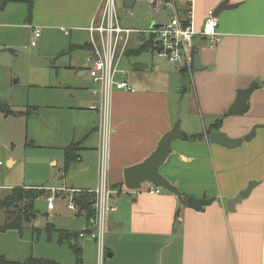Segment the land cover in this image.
<instances>
[{"label": "crops", "instance_id": "crops-1", "mask_svg": "<svg viewBox=\"0 0 264 264\" xmlns=\"http://www.w3.org/2000/svg\"><path fill=\"white\" fill-rule=\"evenodd\" d=\"M121 1L126 7V0ZM152 1L134 0L131 7H126L137 10L130 17L140 25L127 29L148 30L171 19L173 8L167 7L164 10L170 9L169 20L150 22L146 9L159 10ZM224 1L194 0L191 6L188 1L177 0L175 8L183 19L184 10L191 11L195 30L201 33L208 11L216 10ZM105 2L35 0L30 19L24 2L9 3L0 10V100L15 112H33L19 117L0 113V140L6 144L8 167L19 163L13 149L19 143L26 149L46 151L43 160L58 169L48 176L49 186H22L56 190L51 194L55 196V208L48 210L45 197L38 201L46 206L44 214L38 209L34 224L40 232L31 225L22 234L16 230L0 232V257L10 262L35 257L57 264H264V0H229L239 6L218 17L221 41L217 46L211 47L207 38L196 36L194 50L200 56V70L184 73L183 68L153 54L145 58L146 51L138 52L145 42L133 34L118 79L128 82L135 92L115 90L110 94L103 125L102 115L90 110L93 104L102 106L103 98L92 94L94 85L81 66L92 48L87 28L101 17ZM35 29L41 31V37L33 47ZM134 40L137 45L131 46ZM83 52L85 58L81 60ZM67 55L70 65L62 62L58 67ZM46 57L53 58L43 71L48 75L47 82H37L39 77L34 76V84L25 82L19 87L21 63L30 62L32 72L39 73L36 60ZM185 76L192 82L198 114H183L181 110L178 114L171 101L180 96L178 104L183 105ZM254 83L259 87L249 99L247 113L229 114L238 91ZM41 87L54 93H48L42 102H32L31 90ZM55 96L61 100H52ZM191 117L208 120L195 124ZM221 117L219 132L232 139L244 137L256 125L263 128L250 142L226 149L211 144V133L207 134ZM178 122L189 140L173 142L172 153L160 171L183 198L202 199L206 194L207 199H214L203 212L188 208L184 200L166 190L155 195L130 193L125 187V169L145 161ZM198 134H204V138L191 140ZM73 143L80 146L79 160L64 173V150ZM104 167L109 187L120 196L113 202L118 210L108 212L109 218L108 213L105 216V256L100 260L96 242L80 237L91 230L84 214L74 213L68 205L75 192H92L101 186ZM251 182L258 184L235 211L229 212L227 202ZM42 215L47 219L57 216L58 220L43 226ZM49 224L75 234V239L61 240L58 233L49 235ZM74 246L80 249V259Z\"/></svg>", "mask_w": 264, "mask_h": 264}, {"label": "built area", "instance_id": "built-area-1", "mask_svg": "<svg viewBox=\"0 0 264 264\" xmlns=\"http://www.w3.org/2000/svg\"><path fill=\"white\" fill-rule=\"evenodd\" d=\"M175 1L153 0L156 9L173 8L171 19L161 26L148 30H131L120 25L115 0H106L100 18H97L87 28L90 34L91 52L87 58L84 69L92 80L94 88L92 94L103 98V105L95 104L90 106V110L99 112L103 117V125L107 119L108 97L113 91L135 92L132 86L125 80H119L121 61L124 58L133 34H136L145 43H151L153 52L160 58L167 60L173 65L189 71L193 69L195 57V38L201 35L209 40L211 47H215L221 41L218 34V16L215 10H209L201 33L195 30L191 11L187 19L181 18L175 8ZM193 4L194 0H184ZM41 37V31L35 29L31 46L37 45V40ZM3 163L0 162V166ZM164 189L156 187L153 183L147 182L146 193L159 195ZM1 192V189H0ZM96 195L94 209L96 215L89 221L90 231L80 234L83 239L94 240L98 247L99 259H104V238L106 233L105 216L108 212L114 213L118 210L117 205L112 201L115 192L107 183V169L102 171L101 186L92 191ZM68 208L78 214L79 209L73 201V195ZM48 202V210L55 208V196L45 198Z\"/></svg>", "mask_w": 264, "mask_h": 264}, {"label": "rangeland", "instance_id": "rangeland-1", "mask_svg": "<svg viewBox=\"0 0 264 264\" xmlns=\"http://www.w3.org/2000/svg\"><path fill=\"white\" fill-rule=\"evenodd\" d=\"M116 11H117L118 19H120L121 26L126 27V28L133 27V26H136V27L140 26L136 24L133 20L131 21V17H130L131 12L137 11L136 9L134 10L128 9L124 6L123 1L116 0ZM146 11L148 12V15L150 17V22L153 19L157 20L158 22H163V21L165 22L167 19L168 20L170 19V14H171L170 9H167L166 11L164 9L154 11L153 9L147 8ZM141 24H142L141 27L145 28L143 23ZM148 27L145 29H148ZM136 45L137 44L135 43V40H134L131 46H136ZM23 52L30 53L31 50H23ZM84 53L85 52L80 53L82 54L81 60H84L83 58H85ZM152 54L154 57L158 58V56L152 50H146V52L144 53V57L152 58ZM70 59H71L70 55H67L65 58L61 60V63H59L57 66L61 67L63 66V63H66L67 66H69ZM36 61L38 62V65H39L38 66V69L40 70L39 73L32 72L31 70L32 65L30 62L29 64L21 63V75H22L21 81L22 82L19 85V87H23V84L25 82H30V84H34V82H36L33 78L34 76L39 77L37 79V82H40V83L47 82L48 75L47 74L43 75V71H44V68L47 69L48 65L50 66V62L53 63V58L46 57V58H41L40 60H36ZM34 62L32 63L34 64ZM85 65H86V62L84 61L81 67H84ZM149 68L151 69V67ZM191 83L192 82L190 78L188 76H185L184 85L187 90V94L183 98V105L181 107L178 104V99L182 100L180 96L179 98L178 97L171 98V101L173 102V105L178 109V112L179 110H181L183 114H187L188 112L189 113L191 112V114H198L194 94L191 88ZM51 91L52 90L44 89L42 87L33 88L31 90V93L33 95L32 102L35 100L42 102V98L47 96L48 93L50 94L54 93ZM63 95H65V91L63 92ZM52 100H61V99L58 98V96H55ZM44 104H48V103L44 101ZM178 114H181V113L179 112ZM191 119L193 120L195 124H198V123L203 124V123H206V120H208L206 119V117H191ZM0 139L2 140V137H0ZM1 140H0V162H2L3 164L0 166V189L2 191L0 194V197L7 196L11 192L12 188L22 187V186H25V187L42 186V185L49 186L51 184L47 182L49 178L48 176L50 174L56 173L58 169H56L55 166L48 165L49 162H46L43 160V157L47 155L46 151L41 150V149H35V148L26 149L22 147L21 144L17 143L16 147L13 149H14L15 155L19 158V163L15 167L9 168L8 163H7L8 157H7V153L5 152L6 148L4 147V145L6 144L3 141L4 142V145H3ZM13 149L11 148V146H9V151H12ZM126 190L127 192H130V193L146 192L147 183H144L139 190H136V191H132L128 189ZM47 191L50 192L51 194L56 193V190L54 191L47 190ZM119 196H120L119 193H115L112 196V201L115 203V200H118ZM57 204H59V206H62L60 200H57ZM37 209H39L40 212H42L43 214L46 212V206L42 202L37 203ZM65 211L67 212V209H65ZM67 214L71 215L72 213L67 212ZM109 216H110V213H108L107 218H109ZM56 217L57 216H52L47 219L44 215H42L40 218H41V222L43 226H45L47 222L54 223V221H57L58 219H55ZM5 222H6V216L3 212L0 211V226L4 225Z\"/></svg>", "mask_w": 264, "mask_h": 264}, {"label": "trees", "instance_id": "trees-1", "mask_svg": "<svg viewBox=\"0 0 264 264\" xmlns=\"http://www.w3.org/2000/svg\"><path fill=\"white\" fill-rule=\"evenodd\" d=\"M35 0H0V10H3L9 3H27L28 5V18L30 19L33 11V2ZM169 2L170 0H166ZM189 13L188 9H185L183 12L184 19H187ZM146 50H152L153 46L151 43H145L138 50L139 53H143ZM188 70L185 69L184 73ZM0 113L4 117H19V116H27L32 114L30 110L26 112H15L12 110L9 104L0 100ZM223 123V118H219L214 125L207 131V134L219 132ZM204 138V134H198L191 137V140H202ZM80 150V146L78 143L71 144L68 148L64 150L65 153V167L64 173L68 172L72 164L79 160V156L77 153ZM51 193L46 189H26L23 187H17L11 190V192L5 196L0 197V211L3 212L6 216V222L4 225L0 226V232L5 233L10 230H16L20 234L24 232L27 226L31 225L33 229L37 232H40V228H35L34 224L38 220L39 210L37 209V202L43 198L48 197ZM187 197H184L183 200L185 202ZM73 201L75 205L79 209L78 214H84L87 223L95 217L96 211L94 209V204L96 201V195L92 192L80 191L75 192L73 195ZM47 232L49 235L52 233H58L60 239H75L76 235L67 233L63 230H57L52 224L47 226ZM78 258L80 259L81 253L80 249L76 246L73 247ZM0 264H57L54 261L47 259H38L35 257H30L23 262H10L5 257H0Z\"/></svg>", "mask_w": 264, "mask_h": 264}, {"label": "water", "instance_id": "water-1", "mask_svg": "<svg viewBox=\"0 0 264 264\" xmlns=\"http://www.w3.org/2000/svg\"><path fill=\"white\" fill-rule=\"evenodd\" d=\"M134 0H126V7H131ZM238 4H230L229 0L221 3L215 10L216 15L219 17L222 12L226 10H232L237 8ZM156 28V27H152ZM195 70H200V56L197 54L194 57ZM185 71V69H182ZM259 87L257 83L252 84L246 90H240L237 94V99L232 107L229 109V114L242 115L247 113L249 110V99L252 93ZM263 128L261 125L253 127L250 133L242 138L232 139L227 134L222 132H213L209 136L211 144L222 146L226 149L239 148L244 142H250L257 133V130ZM177 140H189V137L181 130L180 123H176L171 131L166 133L160 140L156 150L142 163L135 166L129 167L124 171V183L128 190L136 191L141 188L144 183L151 182L156 187L162 188L169 193L176 195L179 199L183 200L182 194L179 189L172 185L162 174L161 168L168 160L172 153V144ZM258 183L251 182L247 189L242 191L237 197L227 202V210L229 212L235 211V206L242 202V200L249 197L252 190ZM215 200L207 199L206 194L203 195L202 199H195L189 197L185 200V204L188 208L198 212H203L204 207L210 206Z\"/></svg>", "mask_w": 264, "mask_h": 264}]
</instances>
